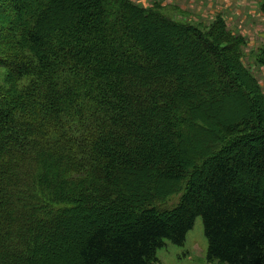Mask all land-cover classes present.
Listing matches in <instances>:
<instances>
[{"label": "trees", "instance_id": "1", "mask_svg": "<svg viewBox=\"0 0 264 264\" xmlns=\"http://www.w3.org/2000/svg\"><path fill=\"white\" fill-rule=\"evenodd\" d=\"M244 44L131 0H0V264H154L199 217L208 262L264 264Z\"/></svg>", "mask_w": 264, "mask_h": 264}, {"label": "rangeland", "instance_id": "2", "mask_svg": "<svg viewBox=\"0 0 264 264\" xmlns=\"http://www.w3.org/2000/svg\"><path fill=\"white\" fill-rule=\"evenodd\" d=\"M140 8L154 10L178 23L191 24L208 31L218 20H223L228 29L237 36L245 38L243 46V63L256 78L264 95V64L259 62L258 53L264 46V12L262 0H131ZM250 94H257L249 76L238 72ZM7 78V71L0 67V85ZM27 80L22 81V85ZM234 103L235 99L232 100ZM261 109V108H260ZM223 114V113H222ZM215 126V123L212 125ZM151 179V178H149ZM169 188L171 187L167 184ZM132 191V189H131ZM184 191L167 198L160 206L173 208L181 199ZM73 232V231H72ZM72 239L68 241L71 242ZM208 241L204 234L203 220L199 217L187 236L184 246L168 244L158 252V260L154 264H227L210 263L207 260ZM44 254H52L45 251ZM60 255V254H59ZM55 264H71L70 260L59 256Z\"/></svg>", "mask_w": 264, "mask_h": 264}]
</instances>
